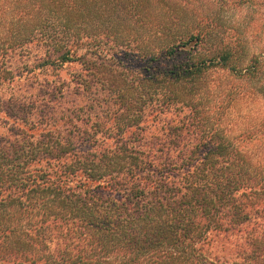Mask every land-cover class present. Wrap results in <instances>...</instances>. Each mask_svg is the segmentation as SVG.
Returning <instances> with one entry per match:
<instances>
[{"label": "trees", "instance_id": "trees-1", "mask_svg": "<svg viewBox=\"0 0 264 264\" xmlns=\"http://www.w3.org/2000/svg\"><path fill=\"white\" fill-rule=\"evenodd\" d=\"M223 1L215 0L213 18ZM173 3L180 1L0 0V264H264V224L243 242L242 263L226 260L231 248H221L223 258L212 250L249 222L256 231L264 206L251 210L249 199L264 203V161L236 149L209 99L199 108L183 98L208 66L254 80L263 59L243 65L234 47L222 46L137 73L120 59L156 60L155 48L129 46V38ZM209 36L204 29L189 41ZM76 63L68 77H36ZM146 84L156 86L148 92ZM257 91L264 98V80ZM171 106L186 107L179 124L166 117ZM257 127L264 136V117Z\"/></svg>", "mask_w": 264, "mask_h": 264}, {"label": "rangeland", "instance_id": "rangeland-1", "mask_svg": "<svg viewBox=\"0 0 264 264\" xmlns=\"http://www.w3.org/2000/svg\"><path fill=\"white\" fill-rule=\"evenodd\" d=\"M178 1H180V4L173 3L171 7L154 10L149 15L150 21L138 23L139 25L136 27L139 28L141 34L130 37L131 43L129 46L155 48L158 54L155 61H148L147 57L142 55L123 53L122 55L125 57L121 56L120 59L123 60L124 66L129 68L128 70L134 73L142 72L144 67L149 68L150 72L168 70L173 68L174 65L198 60L200 56L208 57L211 52L222 46L234 47L239 62L243 65L258 56L263 59L264 64V55L261 54L264 51V33L257 30L258 28H264V0H250L243 3H233L234 0H227L226 5L224 0L222 7L220 6L218 9L219 19L213 18L215 0ZM180 10L184 17L176 19L175 23L171 25L169 22L172 19L167 20ZM197 14H199L198 18L201 19L193 22ZM208 15H210L209 18H207ZM198 22L201 23L198 24ZM3 29L6 28L0 29L1 34L4 32ZM204 29L210 35L207 41H204L203 44L196 43L193 38H191L192 41H189L193 34L203 32ZM174 36H177V38L182 36L181 41L183 43L180 41L178 48L173 49L172 55H167L168 46L177 41V39L173 41ZM185 42H188L187 45ZM14 58L19 59L17 56ZM78 67L77 63L65 64L57 70L46 69L40 71L36 73V77L39 79L52 76L68 77L77 71ZM24 74L21 79L15 78L13 82L20 79L17 84L22 83L25 77ZM198 80L195 85L186 84L183 93L184 100L190 97L194 102L199 101L198 107L201 108L205 99H209L212 102L209 114L220 119L219 124L224 128L226 136L235 138L234 145L236 149L245 152L247 156H252L251 159L257 164L264 161V136L259 129L256 132L257 123L264 117V98L257 91L259 84L264 80V67L262 66L254 80H248L247 77H240L239 74L219 66H208L204 74L198 77ZM155 86V84L152 86L153 90ZM152 88L149 84H146L145 89L148 92H151ZM4 89L1 90L4 91ZM172 106L166 117L172 118L174 124H179L180 116L183 115L180 111L185 110L186 107H183L182 110H176ZM219 109L220 112L218 113ZM164 123L163 117H161L159 122L154 124L153 131L160 134L161 125ZM6 128L0 115V135L6 134ZM239 135H242L241 138H237ZM249 200L251 202L254 200V206L251 210L264 206V203L255 198ZM256 202L260 203L256 204ZM251 219L253 222L257 221L256 231H253V226L249 222L241 235L230 236V242L232 243L229 244L227 241L218 239L216 243L212 244L213 253L218 255L217 258H223L225 255L229 256L226 250L222 249L231 248L232 256L226 260H234L238 263L244 261L246 251L242 245L243 242L250 236H257L263 232V228H259V225L264 224V217L260 215L256 218V221L254 217H251ZM213 239L215 241L216 236ZM234 247L237 248L236 251Z\"/></svg>", "mask_w": 264, "mask_h": 264}]
</instances>
